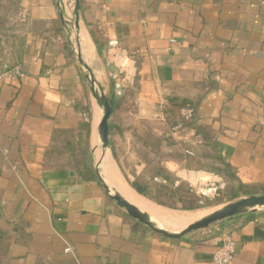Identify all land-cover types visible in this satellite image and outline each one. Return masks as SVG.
<instances>
[{
    "label": "crops",
    "instance_id": "crops-1",
    "mask_svg": "<svg viewBox=\"0 0 264 264\" xmlns=\"http://www.w3.org/2000/svg\"><path fill=\"white\" fill-rule=\"evenodd\" d=\"M63 1L0 0V71L24 72L0 82V264H213L226 234L229 264H264V207L169 238L108 197L91 160L100 110L73 51L76 38L113 101L106 181L177 230L197 218L155 216L175 217L152 201L164 185L264 193V0H79L77 30ZM169 97L193 105L192 123Z\"/></svg>",
    "mask_w": 264,
    "mask_h": 264
},
{
    "label": "water",
    "instance_id": "water-1",
    "mask_svg": "<svg viewBox=\"0 0 264 264\" xmlns=\"http://www.w3.org/2000/svg\"><path fill=\"white\" fill-rule=\"evenodd\" d=\"M62 4L63 7L69 11L68 19L70 20V23L74 29L77 30L79 28V0H74V3H72L71 0H64ZM73 46L75 58L80 65L83 76L87 82L91 97L100 110V118L97 124V133L98 141L102 149V157L100 159L95 157L94 148L91 154L93 169L99 183L104 188L108 197L119 207L124 209L127 215L156 233L162 234L169 238H181L188 233L206 228L218 221L229 219L237 215H242L247 212L258 211L264 207V193L258 195L252 194L227 202L200 217L199 219H196L184 227L175 230L160 224L154 217L147 213V211L130 202L122 193L119 192L116 187L109 185L103 174L102 164L104 163L103 161L106 151H109L111 155L108 121L113 111V101L110 94L105 91L104 87L95 79L91 67L84 61L79 48L78 40L76 38Z\"/></svg>",
    "mask_w": 264,
    "mask_h": 264
},
{
    "label": "rangeland",
    "instance_id": "rangeland-1",
    "mask_svg": "<svg viewBox=\"0 0 264 264\" xmlns=\"http://www.w3.org/2000/svg\"><path fill=\"white\" fill-rule=\"evenodd\" d=\"M125 179L128 181V177L125 176ZM154 191L156 192V189H158V186H153ZM190 187L186 184H181L180 186L174 188L170 185H164L163 188L160 189V192H157L156 195L160 196L157 198L158 201L162 202L159 203L155 200H152L153 202L157 203L158 205H161L167 209H170L172 215L175 216H183L185 215V221H189L195 218H200L204 216L205 214L211 212L212 210L222 206L223 204L235 200L233 199L235 195H233V191L228 186L219 193V195H216L211 198L207 197H199L196 195L193 191L189 190ZM152 192L149 193V195H155V192L151 190ZM173 191L176 192V194H172ZM239 195L238 193L236 196ZM183 198V201H179L177 198ZM233 197V198H232ZM237 199V198H236ZM193 202V203H192ZM193 204L195 205V208L193 209H182L183 205H189ZM199 214V215H198ZM194 215V216H193Z\"/></svg>",
    "mask_w": 264,
    "mask_h": 264
},
{
    "label": "built area",
    "instance_id": "built-area-1",
    "mask_svg": "<svg viewBox=\"0 0 264 264\" xmlns=\"http://www.w3.org/2000/svg\"><path fill=\"white\" fill-rule=\"evenodd\" d=\"M173 41V40H172ZM111 45L114 49L112 53V59L116 61L121 54H124V50L115 45L114 42H111ZM118 61V60H117ZM121 66L117 62V69L120 70ZM24 72L19 66L13 67H4L0 71V82L5 79H12L15 77H23ZM184 153L187 155H193V150L189 148L183 149ZM225 186V183L219 180H210L206 183H203L199 187V192L203 197L211 198L217 195ZM66 251H69V248H66ZM234 242L230 235H224L222 239V243L220 246L213 252L212 254V262L213 264H229L234 258Z\"/></svg>",
    "mask_w": 264,
    "mask_h": 264
},
{
    "label": "trees",
    "instance_id": "trees-1",
    "mask_svg": "<svg viewBox=\"0 0 264 264\" xmlns=\"http://www.w3.org/2000/svg\"><path fill=\"white\" fill-rule=\"evenodd\" d=\"M182 109H187L188 111H192V113L190 114L189 118H190V123H192L194 121V114H193V105L185 100V99H180L177 97H169L166 99L165 101V110L167 113H171V114H181V110ZM193 157V156H192ZM133 188L139 192L140 194L144 195V196H148V192L143 189L140 185L133 183L132 184ZM191 190V189H189ZM176 194L175 191H173L172 194ZM180 196H178V200L179 201H183V198H179ZM155 200L159 203H162L160 201H158L157 199H152ZM193 203V202H192ZM195 208V205L193 204H189V205H183L182 209H193Z\"/></svg>",
    "mask_w": 264,
    "mask_h": 264
},
{
    "label": "bare ground",
    "instance_id": "bare-ground-1",
    "mask_svg": "<svg viewBox=\"0 0 264 264\" xmlns=\"http://www.w3.org/2000/svg\"><path fill=\"white\" fill-rule=\"evenodd\" d=\"M107 152V154L108 155H110V153H109V151H106ZM114 181H116V183L118 184V186L120 187V190L123 192V194L125 195V196H127L129 199H131V200H135L134 199V194L132 193V191L129 189V188H127L123 183H121L120 181V179H118V178H115L114 179ZM116 184V185H117ZM142 207V206H141ZM155 214V216L157 215L158 217H161V218H163V219H166V220H168L169 222H173L174 224H179L180 225V223H182L183 222V218L182 217H173V216H170V218H168V216H165V214L164 213H161V212H156V213H154ZM199 215V214H198ZM194 216V215H193ZM199 219V218H198ZM182 225V224H181ZM180 225V226H181Z\"/></svg>",
    "mask_w": 264,
    "mask_h": 264
}]
</instances>
